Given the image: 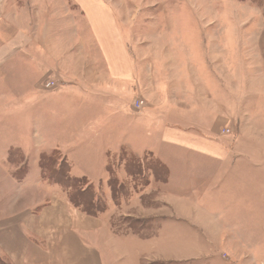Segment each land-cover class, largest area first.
Returning <instances> with one entry per match:
<instances>
[{
    "label": "crops",
    "instance_id": "obj_1",
    "mask_svg": "<svg viewBox=\"0 0 264 264\" xmlns=\"http://www.w3.org/2000/svg\"><path fill=\"white\" fill-rule=\"evenodd\" d=\"M128 14L108 0H0V264H125L126 241L138 264L163 262L137 256L139 237L115 235L108 217L81 211L58 187L61 162L71 169L64 180H104L107 153L150 154L167 168L177 187L163 185L161 221L181 229L190 221L169 215L195 216L198 236L179 262L214 264L202 251L228 243L246 264H264L263 72L246 66L257 79L233 85L239 34L209 35L203 62L198 36H187L189 47L182 36L136 39ZM49 80L58 86L46 91ZM226 87L237 96L229 108L218 98ZM137 100L146 104L139 112ZM54 153L61 162L43 180L42 161ZM182 192L198 196L192 207Z\"/></svg>",
    "mask_w": 264,
    "mask_h": 264
},
{
    "label": "rangeland",
    "instance_id": "obj_2",
    "mask_svg": "<svg viewBox=\"0 0 264 264\" xmlns=\"http://www.w3.org/2000/svg\"><path fill=\"white\" fill-rule=\"evenodd\" d=\"M108 1L119 4L122 13L126 15L129 13L128 15L131 19L129 26L134 28L133 33L136 39L165 35L168 40L172 36V39L176 41L182 36L179 44L189 47L193 42L187 36L189 34L198 36L199 42L197 43L204 47L206 53L205 57L197 58L200 61L203 60V62L205 59L208 61L210 57L207 54L210 50L209 35L215 32L239 34L238 39L234 37L231 47L233 66H230L229 71L233 75V85L242 82L243 84L239 87L247 86L250 83V80H246L244 84L247 76L257 79L256 71L252 69L247 73L245 70L246 66L259 68L264 74V0ZM237 1L242 2L244 5L238 4ZM213 15L214 17L218 16L222 24L210 25L209 21L213 18ZM242 36H246V38L243 40ZM162 74L163 76H170L168 71H164ZM214 75H216L215 79L211 76V81L216 83L218 78L219 85V79L224 77L221 70L217 68ZM226 85L228 87L229 83L226 82ZM57 86L55 83L53 88L47 89L45 86L43 88L46 91H51ZM227 87L221 97L218 98H221L223 106L225 105L229 108L225 102L231 99L236 100L237 96H235L234 91H228ZM242 93L243 91L240 89L239 94ZM224 130L227 129H223L222 133ZM15 139L10 137L8 141H14ZM25 143L31 145L33 141H30L29 136H27L25 137ZM62 156V153H54L51 157L48 155L42 161L43 168L40 169V177L43 180L52 179V165L56 161L61 162L59 159H62ZM104 160H106L107 166L104 180L93 178L64 180L66 173L68 174L71 169L66 163L61 162L62 172L57 177L58 187L65 190L67 198L81 211L108 217L110 228H112L115 235L124 237L134 235L136 238L139 237L138 249L140 251L137 256L141 254L146 260H163V262H142V264H173L170 263L171 261L176 262V264H182L183 261L179 262V260L190 258L195 252V243L198 241L195 227L192 225L193 217L195 216L169 215L170 222L178 218L190 221L189 225L188 223L186 225L182 224L183 227L181 229L176 228L171 223L169 225L165 224L160 218L162 217L161 212L166 208V206H162L165 202L162 203L160 198L163 185L168 182L167 168L160 161L151 157L150 154H145L143 158L122 154L119 160L117 156L114 158L112 154L107 153ZM68 164L71 165L70 162ZM29 166L31 167V164ZM72 168L79 169V167H74V165H72ZM28 170L29 173L33 171L32 168ZM26 171L27 168L22 170L18 176L22 178ZM62 182L69 183L70 187L66 188V185ZM168 183L169 191L176 192L174 189L177 186L173 185L171 180ZM75 191L79 193H75ZM77 194H80V196H77ZM180 195L188 200L186 202H189L191 207L192 203L198 200L196 198L198 196H193L191 192L190 194L182 192ZM125 243L122 245H126L124 249L127 251V257L128 251L130 252V257H125V264L137 263L131 253V245L135 243L133 241H126ZM202 252L205 255L212 256V259H218V261H214V264H219V262L223 264V262L228 261L232 264H246V260L242 258L246 253H242L240 248L232 247L228 243H226V246L222 245L221 248L216 250L205 249ZM186 264H198V262L190 260ZM201 264L206 263L201 262Z\"/></svg>",
    "mask_w": 264,
    "mask_h": 264
},
{
    "label": "built area",
    "instance_id": "obj_3",
    "mask_svg": "<svg viewBox=\"0 0 264 264\" xmlns=\"http://www.w3.org/2000/svg\"><path fill=\"white\" fill-rule=\"evenodd\" d=\"M47 89L53 88L55 87V83L52 81H47L46 84L44 85ZM146 104H144V102L142 100H137L136 102H134L133 104V109L137 112H139L140 110H142L144 108ZM224 134H230V130H224L223 132Z\"/></svg>",
    "mask_w": 264,
    "mask_h": 264
},
{
    "label": "trees",
    "instance_id": "obj_4",
    "mask_svg": "<svg viewBox=\"0 0 264 264\" xmlns=\"http://www.w3.org/2000/svg\"><path fill=\"white\" fill-rule=\"evenodd\" d=\"M56 170V176L58 177V175H60V173L62 172V165L60 164L59 165V167L57 168V169H55ZM65 178H66V176H65ZM58 179L56 178V183L58 182L57 181ZM66 180V179H65ZM70 180H72V179H70ZM63 184H65L66 185V188H68V186L70 187V184L69 183H67V182H62ZM65 188V189H66ZM79 191V190H78ZM75 191V193H79V192H83V191ZM77 196H80V194L78 195L77 194ZM71 201V200H70ZM73 204V203H72Z\"/></svg>",
    "mask_w": 264,
    "mask_h": 264
}]
</instances>
